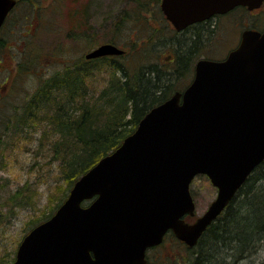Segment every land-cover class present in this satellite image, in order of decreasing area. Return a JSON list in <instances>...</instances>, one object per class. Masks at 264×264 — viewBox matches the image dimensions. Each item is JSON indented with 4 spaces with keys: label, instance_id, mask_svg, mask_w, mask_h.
Here are the masks:
<instances>
[{
    "label": "water",
    "instance_id": "water-1",
    "mask_svg": "<svg viewBox=\"0 0 264 264\" xmlns=\"http://www.w3.org/2000/svg\"><path fill=\"white\" fill-rule=\"evenodd\" d=\"M262 2L161 0L160 9L180 31ZM15 3L0 0V27ZM241 40L222 62L200 60L188 89L149 110L83 174L55 214L22 239L13 264H148L146 250L168 231L195 247L264 160V32L245 30ZM123 53L106 43L84 58ZM196 175L208 176L217 195L189 223L183 217L196 214L189 188Z\"/></svg>",
    "mask_w": 264,
    "mask_h": 264
},
{
    "label": "trees",
    "instance_id": "trees-1",
    "mask_svg": "<svg viewBox=\"0 0 264 264\" xmlns=\"http://www.w3.org/2000/svg\"><path fill=\"white\" fill-rule=\"evenodd\" d=\"M40 1L17 0L16 8L8 15L6 23L16 18L13 12L22 6L29 14L39 15ZM56 1L63 3L65 0ZM131 2L134 3L133 8L130 6V11L123 9L116 18L114 32L123 31L132 21L134 26L145 24L149 33L147 37L132 36L125 43L127 48L121 57L88 60L83 57V61L63 62L64 67L55 69L48 76L45 74L44 78L37 77L38 86L33 93L22 107L7 116L4 125L2 123V146V138L10 131L13 134L9 137L12 141L8 146L15 144V137L17 140L34 141L33 137L38 136L39 146L46 137L50 139L47 142L50 159L58 164V170L67 182L66 195L61 197L60 203L67 198L75 181L135 131L138 122L150 109L180 91L189 74L190 60L196 55L198 38H179L178 32L163 16L159 3L150 10L146 0ZM28 13L23 17L25 22H30ZM200 26L192 31L200 33ZM248 28L254 29L255 26ZM34 33L24 35L31 38L35 37ZM156 34L157 43L171 41L173 57L169 66L172 67L164 68L155 62L157 52L152 37ZM1 35L0 50H9L10 46H5L6 39ZM88 35L85 37L90 41ZM11 47L16 48L15 45ZM22 55L16 61L18 73L28 67L22 61L26 55ZM100 73L102 75L97 79ZM234 197L194 248L168 233L165 240L172 241L179 249L164 261L161 259L159 264H242L258 253H262L258 263L264 264V161L252 171ZM59 206L57 204L56 209ZM185 220L191 219L185 217Z\"/></svg>",
    "mask_w": 264,
    "mask_h": 264
},
{
    "label": "rangeland",
    "instance_id": "rangeland-1",
    "mask_svg": "<svg viewBox=\"0 0 264 264\" xmlns=\"http://www.w3.org/2000/svg\"><path fill=\"white\" fill-rule=\"evenodd\" d=\"M127 1L128 4H125ZM127 1L65 0L62 3L56 0H41L39 15L29 14L24 6L13 12L16 18L8 21L1 33L6 39L5 46L10 48L0 50V135L4 130L2 123L4 125V121L8 120L7 116L22 107L23 102L38 86L37 77L50 75L55 69L62 67L63 62L66 64L83 61L84 55L100 44L111 41L110 43L125 49V43L132 36H148L145 24L134 26L132 21L128 22L123 31L114 32L116 18L121 11H130L134 6L131 0ZM146 1L150 10L155 9L157 3L160 4L159 0ZM260 11L254 14L246 12L243 20L236 17L222 18L215 28L214 37L210 42L204 41L207 47H203L200 52L205 51L209 57L222 58L226 50L236 42V37L243 27H264V9ZM26 13L29 19L31 18L30 22L24 21ZM77 14L80 17L75 18ZM33 32L35 37L24 35H31ZM87 34L90 41L85 37ZM156 38L157 34L152 37V44L157 52L155 62L164 68L172 67L169 66L173 57L171 41L162 44L157 43ZM13 45L16 48H12ZM21 54L26 55L22 61L27 63L28 67L25 66L27 70L18 73L15 66ZM101 75L102 73L97 79H100ZM185 83H177L181 84L179 90L184 89ZM42 126L40 127L43 128ZM11 134V131L7 132L5 138H2L3 146L0 143V264H9L8 261L15 257L21 239L34 226L49 218L67 191V182L58 170V164L50 159L47 149L50 139L46 137L39 146L38 136L33 137L34 141L25 138L17 140L15 137V144L8 146L12 141L9 138ZM28 134L26 136L30 138ZM190 188L197 215H202L215 200L217 191L206 176H197ZM178 249V245L166 239L162 247L152 249L148 253L150 263L159 264L161 259L164 261ZM261 255L262 253H258L243 264H259Z\"/></svg>",
    "mask_w": 264,
    "mask_h": 264
},
{
    "label": "flooded vegetation",
    "instance_id": "flooded-vegetation-1",
    "mask_svg": "<svg viewBox=\"0 0 264 264\" xmlns=\"http://www.w3.org/2000/svg\"><path fill=\"white\" fill-rule=\"evenodd\" d=\"M262 5H263L262 9H264V1H263ZM255 11H258V10H255ZM245 16H246V8L243 7V6L242 7H237V8L232 9L230 12H228L226 14L214 15L212 17H209V19H207V20L198 21V23L188 25L185 29L177 31L178 32L177 36H179V38H181L183 40H188V38L190 36L193 37V39L194 38H198V40H199L198 41L199 45L196 48V50L194 51L196 55L194 56L193 59L190 60L191 67H190V70H189V74L187 75L188 77H187V79L185 81L186 83H185L184 89H187L188 86L190 85V83L192 82V80L194 78L195 69H196V66H197L196 64L198 62H200V60L222 61V60H224V59H226L228 57V55L233 51V49H235L237 46L240 45V43L242 41L241 40L242 33H243L244 30L247 29L246 26L242 28V30L240 31L239 35H237V37H236V40H235L236 42L233 43V45L226 50V54L224 56H222V58H214L212 56L209 57V56L206 55L205 51H201L200 52V50L203 47H207V45H206L207 42L206 41L210 42V40L214 37V34L216 32L215 28L218 26V23H220L222 18H225V19L229 18L230 19L231 17H236V18H238L240 20H243ZM198 25H201L200 26V33L192 31L193 29L198 27ZM203 26H204V28H203ZM258 29L259 30H264V27H262V29H260V28H258ZM13 260H14V258L10 262L8 261V263L12 264Z\"/></svg>",
    "mask_w": 264,
    "mask_h": 264
},
{
    "label": "bare ground",
    "instance_id": "bare-ground-1",
    "mask_svg": "<svg viewBox=\"0 0 264 264\" xmlns=\"http://www.w3.org/2000/svg\"><path fill=\"white\" fill-rule=\"evenodd\" d=\"M260 258H261V256H260ZM243 264V263H242Z\"/></svg>",
    "mask_w": 264,
    "mask_h": 264
}]
</instances>
